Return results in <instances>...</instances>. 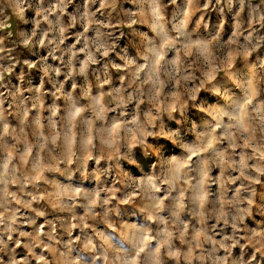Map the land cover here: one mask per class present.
Segmentation results:
<instances>
[{"label":"rangeland","instance_id":"374dc122","mask_svg":"<svg viewBox=\"0 0 264 264\" xmlns=\"http://www.w3.org/2000/svg\"><path fill=\"white\" fill-rule=\"evenodd\" d=\"M0 264H264V0H0Z\"/></svg>","mask_w":264,"mask_h":264}]
</instances>
